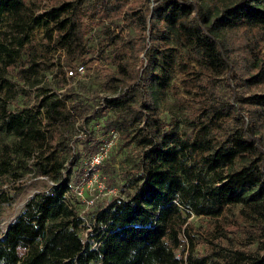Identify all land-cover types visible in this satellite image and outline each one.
<instances>
[{
	"label": "trees",
	"instance_id": "1",
	"mask_svg": "<svg viewBox=\"0 0 264 264\" xmlns=\"http://www.w3.org/2000/svg\"><path fill=\"white\" fill-rule=\"evenodd\" d=\"M106 53L110 95L84 97L92 74L68 79L64 66ZM100 118L135 152L121 192L82 213L67 196L85 173L72 141ZM29 173L51 184L0 233V264H264V0H0V208Z\"/></svg>",
	"mask_w": 264,
	"mask_h": 264
},
{
	"label": "rangeland",
	"instance_id": "2",
	"mask_svg": "<svg viewBox=\"0 0 264 264\" xmlns=\"http://www.w3.org/2000/svg\"><path fill=\"white\" fill-rule=\"evenodd\" d=\"M48 1V0H44ZM90 25H94L89 23ZM88 26V42L90 46H94L97 44L98 40V33L97 30L99 27L96 25L95 28L93 26ZM96 29V31H95ZM39 29H36L34 34L37 36L39 34ZM130 32H132V29L130 28ZM108 54L106 53L104 55V59H97L98 56H92V60L90 63L85 64L86 67V73L92 74L88 80H83L79 85V91L80 94H82L84 97L91 96V98H99L103 95H110L109 92L105 91L103 89V83H104V76L107 71V69H114L113 65L110 62V59L107 57ZM142 57V56H141ZM143 58V57H142ZM180 76L177 75L173 78L172 82L175 85H180ZM104 90V91H103ZM166 98L169 103H172L174 100V97L172 96L171 90L167 92ZM18 99L21 102V99L26 100L22 97V95L18 96ZM161 117L168 121L170 119L169 113L163 109L160 113ZM103 118H100L99 121H95L94 119L90 120L87 124L79 125L77 130L75 131V139L72 141L74 153L77 155L75 158V164L73 166V169H76L77 165L83 166L85 173L83 174V177H81L76 183L72 181L71 187L72 191L70 193H67V196L71 199H74L77 201V204L80 207V212L88 211L94 207V205H99L105 200H107L110 196L116 193L121 192V185L122 181L120 178V175L118 174L120 172V168L122 165H124L126 162H129L131 160L130 157L133 156V152H135L132 149H129L127 147H123L121 144V140L118 138V135L116 133L115 138L113 139V144L107 149L106 156L103 158L104 164H107L106 162H110L116 170L113 173V177L115 178V183L112 186H109L106 181H104V178L106 177L105 173H102V169L97 167L99 166L96 163H88L89 158L86 156V152L83 149V143L85 133H87L86 130H90L92 133L95 134L94 139L91 141H88L90 143H97L98 147L103 145L105 140L109 138V134H103L100 127L102 124ZM86 128V130H85ZM110 137H113L112 135ZM128 156V157H127ZM101 163V162H100ZM99 163V164H100ZM102 173V174H101ZM22 184L20 185V189L13 200L12 203L7 204L4 203L1 205L0 208V233L4 231L6 226L19 214L21 211L25 201L36 191L40 189L46 188L48 185L51 184V181L45 177L35 175L33 173H29L28 175H25L22 178ZM10 184V183H9ZM8 182L5 183L4 187L9 189ZM238 209L239 205H236L234 207L228 208L226 212H224L223 221L225 224L232 226L238 220ZM84 216V215H83ZM189 221L192 225H194L195 230L193 234H195L197 237L200 236V234L203 233V235L206 234V231L210 230L206 227V218H200L196 216H190ZM233 228V231L231 232L232 235L237 236L238 240H242L240 229ZM256 244H251L250 247L254 249ZM206 246L204 243L198 242L195 245V251L198 254H201L205 251Z\"/></svg>",
	"mask_w": 264,
	"mask_h": 264
},
{
	"label": "built area",
	"instance_id": "3",
	"mask_svg": "<svg viewBox=\"0 0 264 264\" xmlns=\"http://www.w3.org/2000/svg\"><path fill=\"white\" fill-rule=\"evenodd\" d=\"M64 70H65V75L66 77L69 78H74V79H81L85 77L86 74V67L84 63H78L76 65H74L73 67H67L64 66ZM90 75V74H89ZM113 137H110V136ZM116 136V131L111 130V132L109 133V138L107 140H105V142L103 143V145H101L99 147V149L92 154L89 158V163H96L99 164L100 162L103 161V158L106 156L107 153V149H109V147L113 144V139ZM81 217L84 218V216L81 214ZM84 237L88 236V232L87 229L84 231L83 233Z\"/></svg>",
	"mask_w": 264,
	"mask_h": 264
}]
</instances>
